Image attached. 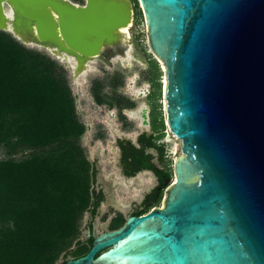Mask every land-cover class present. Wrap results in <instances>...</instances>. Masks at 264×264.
<instances>
[{
    "label": "water",
    "instance_id": "1",
    "mask_svg": "<svg viewBox=\"0 0 264 264\" xmlns=\"http://www.w3.org/2000/svg\"><path fill=\"white\" fill-rule=\"evenodd\" d=\"M84 2L0 0V31L88 63L127 38L134 8ZM138 2L183 156L161 207L65 264H264V0Z\"/></svg>",
    "mask_w": 264,
    "mask_h": 264
},
{
    "label": "trees",
    "instance_id": "2",
    "mask_svg": "<svg viewBox=\"0 0 264 264\" xmlns=\"http://www.w3.org/2000/svg\"><path fill=\"white\" fill-rule=\"evenodd\" d=\"M151 64L149 98L153 128L158 130L155 104L162 93V73L156 60ZM123 85L122 77L113 82L97 79L92 86L96 103L120 111L135 107L132 101L104 94L106 87L115 92ZM85 132L67 70L0 31V145L9 156L24 154L0 161V264H58L61 259L64 264L70 255L78 259L88 253L90 246L69 251L84 215H95L103 201L93 190L97 170L81 145ZM140 141L145 148L155 145L153 136L143 135ZM130 149L125 147L127 153ZM124 160L163 180L173 179L172 172L149 164L150 156L143 151L135 157L126 154ZM161 201L162 196L154 206Z\"/></svg>",
    "mask_w": 264,
    "mask_h": 264
},
{
    "label": "rangeland",
    "instance_id": "3",
    "mask_svg": "<svg viewBox=\"0 0 264 264\" xmlns=\"http://www.w3.org/2000/svg\"><path fill=\"white\" fill-rule=\"evenodd\" d=\"M131 1L135 3L133 27L130 28V34L127 35V38L122 37L120 39L128 45L125 55L119 53L109 60H105L103 57L92 60L89 63L91 69L85 73L77 75L71 62L53 54L44 47L19 41L28 49L49 56L68 72L70 86L76 99L78 117L86 127V132L81 138V145L97 170L93 190L96 193H102L104 197L98 209L97 234L108 230L104 223L114 216L121 215L126 220L134 210L138 209L146 193L156 183V179L151 172H142L135 177L123 175L119 165V140L126 139L136 145L141 134L151 135L152 132H155L157 135L154 136L155 145L163 149V154H160L156 147L148 150V152L157 158L155 162L160 167L167 172H172V174H174L175 161L183 156L181 141L168 128L163 92L160 100L156 101V104L154 103L158 117L157 127L161 128L158 130L153 128V119H150V111L148 110L151 105L149 98V93H151L150 78L154 75V72L150 70L151 60H156L160 66L162 90L166 79L165 68L149 47L143 13L138 0ZM73 2L80 5L85 3L84 0ZM120 77L123 78L124 85L118 87L115 92L110 87H106L104 94H107L111 99L124 98L135 103V109L124 111L125 120L119 115V109L116 106L98 105L92 92L93 83L97 79L104 80L107 78L108 82H113ZM137 91H143L145 95L140 96ZM137 110L146 115L147 125L144 123L143 117H134L133 113ZM161 118L164 128L160 126ZM23 155V153H19L9 156L5 147L0 145V161L10 158L18 160L23 158ZM170 183L171 181L168 182V184ZM153 207L155 206L153 205ZM88 217L89 212L81 220V232L78 241L85 240L86 232L84 228ZM78 241L73 243L69 251L73 252ZM69 258L73 257L70 255ZM58 264H62V259L58 261Z\"/></svg>",
    "mask_w": 264,
    "mask_h": 264
},
{
    "label": "flooded vegetation",
    "instance_id": "4",
    "mask_svg": "<svg viewBox=\"0 0 264 264\" xmlns=\"http://www.w3.org/2000/svg\"><path fill=\"white\" fill-rule=\"evenodd\" d=\"M131 3L133 4V8H135V3L132 2V1H131ZM82 5H84V4H82ZM126 43H128V42H126ZM127 50H128V45L125 44V42L121 41L115 47H107L102 52V55L100 57H103L105 60H109V59L115 57V55H117L119 53L125 55ZM149 95H150V93H149ZM135 108H136V106L133 107V108H129V109H123L121 111L119 110V115H121V117L124 119L125 118L124 117L125 116L124 115V111L125 110H133ZM149 116H150V119H151L152 118L151 106H150ZM143 135H145L146 138H150L152 136L153 137L157 136L156 133H154V132H152L151 135H148L146 133L141 134L138 137V139H137L136 145L132 144L130 141H127L126 139L125 140H123V139L119 140V142H118V148L120 150L119 165L121 167L123 175L126 176V177H135L136 175H138L139 173H142V172H151L152 175L156 179V183H155L154 187H152V189L149 192L146 193V195H145L144 199L142 200L141 205L138 207V209L134 210L126 218V220H124V218L121 215H117V216H114V217L110 218L108 222H105L104 224L108 228V230H106L104 232H110V231H115L117 229H120L121 227H123L125 225V223L127 222V219L129 217H132V216H137L138 217V216H142V215L147 214L153 208V205L155 204L157 198H159L160 196H162V198H163V196H164V191L162 189H163V185L166 184L167 180H163V178L158 176V175H156L155 172L146 169L144 166H141L140 164H138L136 162L131 163V162H126L124 160V156L126 154H128V156H130V157H135V156H137V154L140 155L141 151H143L145 156H148V157L150 156L149 164L154 165L156 167V169L158 171H160V172L165 171L162 167H160L155 162V159H157V158H155L154 155H152L151 153L148 152V150L155 148L156 145L147 146L146 148L142 145V143L140 141V138ZM125 147H129V149L132 148L134 150L132 151L130 149V151H128V153H127V151L125 150ZM156 148L160 151V154H163V149H161L160 147H156ZM103 200H104V197H103ZM159 207H161V205ZM97 218H98V211H97V213L95 215L92 214L91 212H89V217L87 219V223L85 224V228H84V230L86 232L85 240L84 241H78L79 238H77L75 241H78V243L76 244V248L73 251H75V250H77L79 248H82L84 246H90V249H91V246H92V243L94 241V238L99 236V235H101L102 233H104V232H102L100 234L96 233ZM115 225H120V226L118 228H113ZM80 230H81V225H80ZM90 249H89V251H90ZM70 259H74V258H68V260H70Z\"/></svg>",
    "mask_w": 264,
    "mask_h": 264
},
{
    "label": "bare ground",
    "instance_id": "5",
    "mask_svg": "<svg viewBox=\"0 0 264 264\" xmlns=\"http://www.w3.org/2000/svg\"><path fill=\"white\" fill-rule=\"evenodd\" d=\"M133 22H134V20L131 19L130 22L127 25H125L122 28H120L118 30V32L119 33H126V37H127V35L130 34V28L133 27ZM17 37H19L20 39L24 40V42L27 43V44L38 45V44L32 42L31 40H27L23 35H17ZM117 38H120V35H117ZM38 46H40V45H38ZM47 50L51 51L53 54H55V55H57L59 57H62L64 59H66L67 61L71 62L72 68H73L74 72L77 75L85 73V72H87V71H89L91 69V65L89 64L91 61L88 62V63H79L77 61V59H75V58H69L68 59L65 55H63L62 53H59L57 50H54V49H51V48H47ZM164 84H165V86L167 85V80L166 79L164 81ZM137 93L140 96H144L145 95V93L143 91H137ZM133 114H134V117H136V118L137 117L142 118V115H143L142 112H140L139 110L135 111ZM168 142H170V140H168Z\"/></svg>",
    "mask_w": 264,
    "mask_h": 264
},
{
    "label": "built area",
    "instance_id": "6",
    "mask_svg": "<svg viewBox=\"0 0 264 264\" xmlns=\"http://www.w3.org/2000/svg\"><path fill=\"white\" fill-rule=\"evenodd\" d=\"M155 207H158V206H155ZM153 208H154V207H153ZM153 208H152V209H153ZM152 209H151V210H152ZM151 210H150V211H151Z\"/></svg>",
    "mask_w": 264,
    "mask_h": 264
}]
</instances>
